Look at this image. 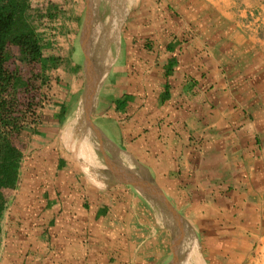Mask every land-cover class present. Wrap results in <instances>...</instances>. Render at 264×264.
Here are the masks:
<instances>
[{
    "label": "crops",
    "instance_id": "1",
    "mask_svg": "<svg viewBox=\"0 0 264 264\" xmlns=\"http://www.w3.org/2000/svg\"><path fill=\"white\" fill-rule=\"evenodd\" d=\"M32 2L16 82L42 109L13 139L0 264H264V0H100L90 39L97 16L118 40L89 39L88 116L87 0Z\"/></svg>",
    "mask_w": 264,
    "mask_h": 264
},
{
    "label": "trees",
    "instance_id": "2",
    "mask_svg": "<svg viewBox=\"0 0 264 264\" xmlns=\"http://www.w3.org/2000/svg\"><path fill=\"white\" fill-rule=\"evenodd\" d=\"M24 1L28 0H20L8 8L7 0H0V242L1 223L7 205L3 191L16 188L23 159V154L13 143V139L25 128L38 123L42 109L34 90L27 87L18 91L15 80L3 66L7 59L5 51L8 44L24 48L31 60L37 58L35 35L28 24L20 22L25 11ZM8 88L13 90L5 98ZM23 94V99H20Z\"/></svg>",
    "mask_w": 264,
    "mask_h": 264
},
{
    "label": "rangeland",
    "instance_id": "3",
    "mask_svg": "<svg viewBox=\"0 0 264 264\" xmlns=\"http://www.w3.org/2000/svg\"><path fill=\"white\" fill-rule=\"evenodd\" d=\"M7 2H8L7 5L9 6L8 8H11L14 6V4H17L18 2H20V0H7ZM99 2H100V0H92L91 1L92 9L95 11V13H97V10L99 8ZM30 4H32V7L30 6ZM26 5L29 6V7H27V10H28L27 15L26 16L23 15L20 19V22L24 23V24L26 23V24L30 25L31 27H35L38 25V26H42L43 28H46V25L43 26L46 23V21H42L45 18L42 17V14H36L35 13L37 10H40V8L36 7L35 2L26 3ZM30 16H31V18H30ZM98 16H99V14H98ZM107 22H108V20H107ZM99 23L100 24L103 23V26H102V24L100 25ZM94 24H95V26H94L95 29L96 28H98V29L102 28V29L100 30L101 32L96 33L97 38H95V36L93 35V38L90 39V41L92 40V43H95V39H96L98 44L107 46V44H109L111 40H113V41L118 40V35L115 38L114 32L112 30H111V34L107 32V31L110 32V28L108 26V23L105 22V19L99 20V17L96 16V18L94 20ZM112 32H113V34H112ZM7 49H8V53H9L10 62L8 64H6V66H7L6 72H7V74H10L13 77V79L15 80L14 82H15L16 89L18 88V91H20V90L23 91L25 89L19 87L18 83L16 82V79L19 78V74H21V73L24 74L26 71H29V73L33 72L36 69V65L34 64L35 60H31L28 53H27L28 58H25V56H23L20 53V52H22V53L26 54V52L23 50L24 48H22V47H17L13 44H8ZM35 81H36V78L33 77V81L28 84L31 91L35 90V88L37 86L34 83ZM8 89H7L6 93H8ZM12 90H13V88H11V91ZM35 94H37V93H35ZM4 96H5V94H4ZM23 97H24V94L22 95V97L20 96V99H23ZM38 99L40 100V98H38ZM13 143H14V141H13ZM14 144L18 145V143H14ZM3 194H4L5 199H6V197L7 198L11 197L12 192L9 191L8 189H6L3 191Z\"/></svg>",
    "mask_w": 264,
    "mask_h": 264
},
{
    "label": "water",
    "instance_id": "4",
    "mask_svg": "<svg viewBox=\"0 0 264 264\" xmlns=\"http://www.w3.org/2000/svg\"><path fill=\"white\" fill-rule=\"evenodd\" d=\"M88 3V9H87V15L86 20L84 24V29L82 33V48L83 52L86 57V67H87V90H86V103H85V111L86 116L89 115L91 111V100L96 92L97 85L101 81L102 74L99 72L95 66V62L91 58L89 54V44H90V30H91V24H92V3L91 0H87Z\"/></svg>",
    "mask_w": 264,
    "mask_h": 264
},
{
    "label": "built area",
    "instance_id": "5",
    "mask_svg": "<svg viewBox=\"0 0 264 264\" xmlns=\"http://www.w3.org/2000/svg\"><path fill=\"white\" fill-rule=\"evenodd\" d=\"M8 75H10V74H8ZM10 76H11V75H10ZM9 87H10V86H9ZM8 93H11V88L8 89ZM8 93L5 94V98H8ZM41 104H42V102H41Z\"/></svg>",
    "mask_w": 264,
    "mask_h": 264
},
{
    "label": "bare ground",
    "instance_id": "6",
    "mask_svg": "<svg viewBox=\"0 0 264 264\" xmlns=\"http://www.w3.org/2000/svg\"><path fill=\"white\" fill-rule=\"evenodd\" d=\"M123 13V12H122ZM120 16V15H119ZM122 16V15H121ZM111 23V22H110ZM99 32H101V31H99ZM114 32V31H113ZM107 38V37H106ZM105 38V39H106ZM105 41V40H104ZM112 41V40H111ZM105 46V45H104ZM107 47V46H106ZM108 48V47H107ZM103 56V55H102ZM93 57V56H92ZM103 59V58H102ZM103 64H104V62H103ZM101 74H102V72H101ZM71 123V122H70ZM73 127V126H72ZM76 128V127H75ZM72 131V130H71ZM74 132V131H73ZM80 132V131H79Z\"/></svg>",
    "mask_w": 264,
    "mask_h": 264
}]
</instances>
